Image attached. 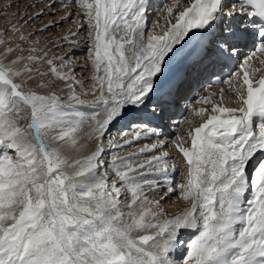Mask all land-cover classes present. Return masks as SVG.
Wrapping results in <instances>:
<instances>
[{
	"label": "snow or ice",
	"instance_id": "6c2138e0",
	"mask_svg": "<svg viewBox=\"0 0 264 264\" xmlns=\"http://www.w3.org/2000/svg\"><path fill=\"white\" fill-rule=\"evenodd\" d=\"M17 3L0 0V264H264V0H173L152 30V0ZM57 3L82 17L59 34ZM232 61L235 101L205 90L198 126L161 139L189 77Z\"/></svg>",
	"mask_w": 264,
	"mask_h": 264
},
{
	"label": "bare ground",
	"instance_id": "6f19581e",
	"mask_svg": "<svg viewBox=\"0 0 264 264\" xmlns=\"http://www.w3.org/2000/svg\"><path fill=\"white\" fill-rule=\"evenodd\" d=\"M180 1L183 4H187L189 2V0H180ZM241 52L246 53L247 52L246 48L245 47H241ZM173 63H174L173 61H170L169 62V65L171 66ZM256 63L257 64L260 63L259 62V59H257L255 61V66L257 67ZM233 64H235V61L229 62V64L227 66L216 65L213 68H211L208 72H205V73L200 74V75L193 74L190 77L191 86H192V88H194V90H196V91L198 90L197 91V96H199V94L205 95L206 91H205V93L201 92V88L204 87V86H206L205 87V90H208L209 92L216 93L217 92L216 86L217 87L223 86V83H222L223 77L230 72V70L233 68ZM261 67H263V65ZM77 72H78V70H77ZM213 73H215V74H213ZM183 88H184L183 91L176 96V98L180 102L178 103V100H176L177 102H175L176 104H174V102H173V106H178V104H179L178 107H180V106L183 107V105H184V107L185 106H190V105L195 106L196 105V100L190 98V96H189L190 95V92L187 90V89H189L188 83H186L185 84V87H183ZM224 89H226V92H225L226 98L227 99L230 98L231 101H235L236 98L233 95V93L230 90H228V85H225ZM192 100H194V102H191ZM229 106H235V104L234 103H231V104H229ZM174 108H177V107H171L170 106V108L167 111L166 115H164L163 118L161 119L164 124L160 128L163 130V132L165 134L163 137H160L161 139H166L168 141H171V137H172V133H171V131H172V127L171 126L172 125L171 124H176V123L179 124L180 123L179 120L177 119L178 114L180 112H179V110L174 109ZM188 119L191 121L192 126H198L199 117L195 116L193 109L191 111V114H189V118ZM184 121H186V120H184ZM166 125H167V127H166ZM183 125H185V128L182 129V130H180V131H179L180 126L178 128H174V129H178L177 130L178 132L176 131L178 133V135H182V134L186 135V131H187V128H188V124L186 122H184ZM181 127H182V125H181ZM114 129L115 128L112 129V132H111L112 135H114L116 133ZM156 140H157V137L156 136H153L150 139L142 140L137 145H135V147L136 148H139L143 144H151V143L155 142ZM188 143L190 144V140L188 141ZM163 150L164 151H169L170 154H171V157H175L176 156V152L171 147V144H169V146L167 148L163 149ZM110 155L111 154L109 153V158H110ZM170 161H171L170 164L173 163V162H175V163H179L180 162L179 160L173 161L172 159ZM177 172L175 173L174 177L175 176H178L179 177V178L177 177V180H176V182L179 183L181 181V179H182V176L180 174V171H177ZM159 195H163V193L153 194L152 198L153 199L159 198ZM170 196L163 201V206L165 205V203H168L169 204L171 202L169 200ZM175 196H176V198H175L176 200L172 203V205H168L167 204L166 205L167 207H165L166 210H167V212L169 214H174L177 211L181 210L183 207H185V202L182 201V200H180V199H178V194L175 195ZM185 234L187 236V233H185Z\"/></svg>",
	"mask_w": 264,
	"mask_h": 264
},
{
	"label": "rangeland",
	"instance_id": "374dc122",
	"mask_svg": "<svg viewBox=\"0 0 264 264\" xmlns=\"http://www.w3.org/2000/svg\"><path fill=\"white\" fill-rule=\"evenodd\" d=\"M172 2H173V0H152L151 9L149 11V16H150V19L148 21V28H149V30H152L153 24L161 16L164 8L167 5L171 4ZM28 3H32V0H19V3L15 4L12 9H7V11H16V10L24 11V10H27L29 13H31V12H34L35 10L37 11L38 8H40L41 6L42 7L44 6L43 4H37V6L35 8H28V9H26V4H28ZM47 3H50V0H44V4H47ZM70 9L72 10V18L66 24H63L59 28H57L55 30V33L56 34H59L61 31H63V29H66V28H68L70 26L71 27H75L74 21L80 20V19H82V17L78 14V10L73 9V6L71 4H67V6L61 7V4L60 3H57L55 5V9H54V11H56V15L55 16H51V15L45 16V17H43V21L50 20V19H59L60 16L65 15L67 12H69ZM43 21L42 20H37V21H34V24L39 25ZM161 23H163V21H161ZM30 27H31V25H30ZM156 31H159V29H156ZM245 48H246L247 52L246 53H243L242 52L243 55L239 58V61H242L244 59V56L245 55H248L250 53V51L252 50L250 47H245ZM77 56L80 58V60L82 62L83 61L84 53L83 52H78L77 53ZM256 60L253 61V67L256 68V69H259L260 68V70L262 71L264 69V65H263V67H261L262 65L260 63H258V64L256 63V65H257V67H256L255 66V61ZM235 64L237 66L236 67L233 66V68L230 70L231 73H235L238 70V61H235ZM77 70H78V73L81 71V69H79V68ZM262 72H264V70ZM86 74L87 73H85L84 77L87 76ZM84 77H81V78H84ZM227 78H228V75L226 74L223 77V80L224 79H227ZM186 83H188V85H189V89H187V90L190 92V95H189L190 98L197 100L196 98L198 97L197 96V91L198 90L196 91V90H194V88H192L190 77H189V79H188V81ZM205 87L206 86L202 87V92L205 91ZM224 87H225V84H223V86H219V87L216 86V90L218 92V93L216 92L217 96H219L220 90L221 89H224ZM182 91H183V88L181 89L180 93ZM228 99L230 100V98H228ZM176 100H178V99L175 98L174 102H177ZM179 102L180 101L178 100V103ZM191 102H194V100H192ZM178 106H179V104H178ZM178 106H175L177 108H174V109H177L180 112L178 114V117H177V119L179 120L180 123L179 124H177V123L176 124H171L172 126L170 125L172 127V131H171L172 137H171V140H174V138L178 135V133H177L178 132L177 131L178 129H174V128H178L180 126L179 131L182 130V129H184L185 128V125H183V123L186 122L184 120H187L189 118V114H191V111H192V108H190L189 106H185V107H184V105H183V107H181V106L178 107ZM181 125H182V127H181ZM166 127H167V125H166ZM114 130L116 132V129H114ZM115 135H116V133L113 136H115ZM170 160H171V158L169 159V163L171 162ZM177 177L178 176H175L174 177L175 178V181L177 180ZM165 190H167V189H165ZM152 196H150V197L152 198ZM175 198H176L175 195H171L170 198H169V200L171 202L169 204L168 203H165L164 207H167L166 206L167 204L168 205H172V203L176 200ZM185 236H186V234H185Z\"/></svg>",
	"mask_w": 264,
	"mask_h": 264
}]
</instances>
